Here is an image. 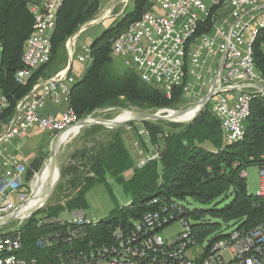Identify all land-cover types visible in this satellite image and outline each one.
Returning <instances> with one entry per match:
<instances>
[{
  "label": "built area",
  "instance_id": "2783aa9c",
  "mask_svg": "<svg viewBox=\"0 0 264 264\" xmlns=\"http://www.w3.org/2000/svg\"><path fill=\"white\" fill-rule=\"evenodd\" d=\"M147 1L150 11L112 40V60L122 68L133 70L140 80L168 99L178 90L190 102L185 109L203 101L204 105L190 122L208 107L219 122L223 144L240 143L245 137L244 123L250 116L252 100H264V80L252 58V44L258 31L264 28V0H227L221 6L219 0ZM61 2L42 0L28 4L34 20L33 31L24 43L23 69L15 74L18 83L24 84L33 71L49 61L50 38ZM223 8L227 9L225 19L218 18ZM207 20L211 21L209 31L196 36V28ZM90 61V47L75 57V62L83 64L85 69ZM77 80L64 72L38 80L18 101L7 122L0 124L1 221L28 200L25 166L8 151L9 144L33 129L59 135L77 127L82 120L76 118L68 100ZM47 103L62 110L56 115L46 113ZM7 106L0 94V113ZM123 130L135 169L158 160L160 147L152 146L150 152H145L131 125H124ZM142 133L146 134L143 130L138 134ZM258 171L257 195L264 197V170ZM241 176L246 178L247 172L242 171ZM147 205L151 210L130 228H115L104 244L89 241L80 249L70 245L67 255H56L57 264H264V224L252 231L233 226L225 233L220 230L215 241L197 242L183 216L184 202L160 195L150 199ZM72 214L66 221L53 220L66 226L63 242L85 238L82 227L98 222L86 210ZM175 225L179 231L165 235ZM5 226L0 225V230ZM59 238L57 234L48 235L38 240L36 246L48 248L58 243ZM21 247L18 229L0 233V264H38L35 258L20 257ZM195 249L199 252L191 256Z\"/></svg>",
  "mask_w": 264,
  "mask_h": 264
},
{
  "label": "trees",
  "instance_id": "16d2710c",
  "mask_svg": "<svg viewBox=\"0 0 264 264\" xmlns=\"http://www.w3.org/2000/svg\"><path fill=\"white\" fill-rule=\"evenodd\" d=\"M227 0H219L220 6ZM39 0H0V94L8 102L0 113V124L12 116L18 101L25 97L37 83L51 76L55 62L67 39L91 21L99 11L101 0H62L50 38L49 61L33 71L24 84L15 80L17 71L23 69L21 57L24 43L33 31V16L27 7ZM133 11L127 14L115 29H108L93 39L90 45L91 64L84 70L69 95V107L78 120L103 108L116 106L125 99L131 106L158 110L172 108L180 102L181 93L176 90L170 99L159 90L140 80L133 70L125 69L111 58L112 40L150 11L147 0H135ZM211 21L196 28L195 35L209 31ZM252 58L260 77L264 80V28L260 29L252 44ZM249 117L244 123V139L235 145L225 146L219 122L208 107L196 119L183 125L176 132L166 133L146 121L142 128L152 146L160 147L158 160L150 161L132 176L124 180L122 174L130 170L134 161L123 137L124 130L113 139L102 157L93 158V165L82 187L68 200L64 208L40 217H34L18 233L21 239L20 257L35 258L38 264H57L56 255H67L69 246L83 248L92 241L95 245L109 240L115 228H130L151 210L147 205L154 197L164 195L168 199L186 205L184 218L197 242L215 241L220 236L221 224L238 226L245 231L255 230L264 224V197L250 195L242 171L256 167L264 170V100L254 99L250 104ZM136 136L138 129L134 128ZM139 137L144 149L145 142ZM217 151V152H216ZM213 152H216L213 153ZM38 160L32 162L37 170ZM28 167L25 174L29 172ZM30 170V171H32ZM106 175L115 179L117 185L129 198V205L111 211L113 218L98 221L94 226L85 224V238L63 242L66 226L55 220L58 213L87 209V192L95 186L105 187L113 200ZM189 201L208 209H189ZM46 221L44 224L39 222ZM60 235L58 243L48 248H38L36 243L48 235Z\"/></svg>",
  "mask_w": 264,
  "mask_h": 264
},
{
  "label": "rangeland",
  "instance_id": "374dc122",
  "mask_svg": "<svg viewBox=\"0 0 264 264\" xmlns=\"http://www.w3.org/2000/svg\"><path fill=\"white\" fill-rule=\"evenodd\" d=\"M42 1V0H39ZM135 0H101L100 8L96 16L89 22H87L84 26L80 28V30L74 34L72 37L66 40L64 43L61 52L60 58L57 62H55L52 71L50 72L51 76L49 78L54 77L56 74L63 72L64 68L70 64L75 62L76 55L81 51V42L85 39H95L99 37L101 33L108 29H115L118 26V23L129 13L133 11ZM227 9L223 8L219 11L218 18H226ZM75 37L73 46L69 49L68 41ZM47 78V79H49ZM180 102L173 106L172 108H162L158 110H149L146 108H136L131 106L125 99H121V101L114 107L103 108L95 113L89 115L87 118L97 119L101 121V124H90L87 126H83L81 129H77L72 132L67 138V140L62 143L58 150V180L54 188L52 189L50 196L47 198V201L36 211L30 214L28 219L15 220L11 222L9 225L5 226L0 233L2 232H12L16 229H20L26 223H29L35 216L38 218L45 213H51L54 211H58L61 208H64L68 200L75 197L78 190L82 187L85 178L92 174L89 173L90 168L93 165V158L102 157V151L106 149L108 144L114 138L113 135L118 133L123 129L121 128H112L111 126H115L113 124L116 120H121V117L124 116L125 113L133 112L137 115L139 114H148V115H158L159 110H166V112L159 113L160 117L164 119L158 120H145L146 122L153 124L157 128H160L163 132L172 133L178 131L180 127L185 124H188L187 121L174 120L172 117H169L167 112L170 111H185L186 107L189 105V101L186 98H182L180 95ZM143 122V121H142ZM142 122H131L129 125L134 126V128L138 129V133L142 128ZM113 124V125H112ZM134 131V130H133ZM144 131V130H143ZM138 136H142L141 139L144 140L146 148L144 149L142 146V150L145 152L151 151V145L147 140L146 134H138ZM136 137V140H139V137L133 134ZM57 135L53 134H45L43 136V143L39 145L38 153L35 156V160L40 161L37 170H32V162L27 163L25 166V173L28 167H31V174H24V187L27 191L26 196L29 197L31 193V186L34 182V175L46 166L49 155L52 151L54 143L58 139L55 137ZM133 140H135L133 138ZM134 143V141L132 142ZM128 145V144H127ZM141 145V143H140ZM104 152V151H103ZM134 166L122 174L124 180H128L133 175L132 172L134 170ZM248 176L245 178L247 190L250 195L255 196L258 191V171L257 168H249L246 170ZM107 184L111 188V193L113 194V200L111 196L107 193L104 185L103 186H95L90 189L89 192V200L88 207L85 209L88 213H91L97 221H104L113 218L111 216V211L113 208H123L126 206L127 201L129 200L128 196L123 192L120 186L117 185V181L111 178L109 175H106ZM187 204V203H185ZM209 207L197 206L192 204L189 201V209H201L205 210ZM77 211H64L58 213V220H69L72 218V213ZM231 226H224L221 224L220 229L223 233L231 230ZM179 231V227L177 225L168 229L165 232V235H172ZM199 250L195 249L191 252V256L198 253Z\"/></svg>",
  "mask_w": 264,
  "mask_h": 264
},
{
  "label": "bare ground",
  "instance_id": "6f19581e",
  "mask_svg": "<svg viewBox=\"0 0 264 264\" xmlns=\"http://www.w3.org/2000/svg\"><path fill=\"white\" fill-rule=\"evenodd\" d=\"M63 74V73H62ZM204 105V102L198 103L195 107L191 109H186L185 111H170L167 112L169 117H172L174 120H181V121H187L190 122L196 115V113L200 110V108ZM161 112H166L160 111ZM158 115H148V114H135L130 111V113H125L124 116L121 117V120H116L113 122V124H116L115 126H120L124 122H134L138 121L139 119H145V120H153V117H160ZM153 116V117H152ZM160 119H164L163 117H160ZM83 124H101L100 120L97 119H85ZM112 124V125H113ZM79 129L78 127L69 129L65 131L62 134H59L55 137L58 139L54 143V146L52 148V151L49 155V160L37 174L34 175V182L31 186V193L28 197V200L19 208H17L10 216L4 220H0V225L5 226L9 225L11 222L15 220H21V219H28L30 214L33 213V211H36V209L40 208L46 201L47 198L50 196L52 189L57 183V180L59 178L58 176V157L57 152L60 148V144L64 143L65 140H67L68 136L74 132L75 130Z\"/></svg>",
  "mask_w": 264,
  "mask_h": 264
},
{
  "label": "crops",
  "instance_id": "0c3cea01",
  "mask_svg": "<svg viewBox=\"0 0 264 264\" xmlns=\"http://www.w3.org/2000/svg\"><path fill=\"white\" fill-rule=\"evenodd\" d=\"M75 37L71 38L68 41V47L69 49L73 46ZM93 39H84L81 43V48L84 49L86 47H90L91 42ZM81 49V51H82ZM80 51V52H81ZM79 52V53H80ZM85 67L83 64H78L77 62L70 63L68 64L63 72L68 73L69 75L79 79L82 76V73L84 72ZM61 72V73H63ZM44 81V80H43ZM62 108L60 106H54L50 103H47L45 107V112L46 113H51V114H58ZM45 134H48L46 132H43L41 130L33 129L28 132H26L25 135L14 139L8 146V151L16 156L18 158V161L22 163L24 166L27 165V163H30L31 161H34L35 156L38 153L39 145H42L43 143V136ZM258 171V169H257ZM246 172V171H245ZM259 172V171H258ZM248 176V174H247ZM258 180V177H257ZM94 189V188H93ZM87 203L89 200V192H87ZM129 205V200L126 203V206ZM20 256V254H18Z\"/></svg>",
  "mask_w": 264,
  "mask_h": 264
},
{
  "label": "water",
  "instance_id": "95a60500",
  "mask_svg": "<svg viewBox=\"0 0 264 264\" xmlns=\"http://www.w3.org/2000/svg\"><path fill=\"white\" fill-rule=\"evenodd\" d=\"M153 117V116H152ZM87 118V117H86ZM158 119H160V117H153V120H158ZM84 120H85V118L77 125V127L79 128V129H81V128H83V126H87V124H83V122H84ZM142 121H145V119H139L137 122H142ZM131 122H124V123H122L120 126H111L112 128H121L122 126H124V125H126V124H130ZM60 145H62V144H60ZM58 153V152H57Z\"/></svg>",
  "mask_w": 264,
  "mask_h": 264
}]
</instances>
